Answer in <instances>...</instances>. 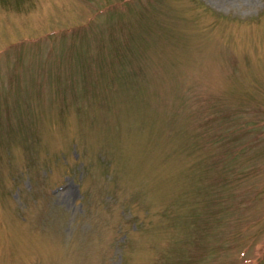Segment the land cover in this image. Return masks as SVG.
Here are the masks:
<instances>
[{"label": "rangeland", "instance_id": "374dc122", "mask_svg": "<svg viewBox=\"0 0 264 264\" xmlns=\"http://www.w3.org/2000/svg\"><path fill=\"white\" fill-rule=\"evenodd\" d=\"M0 264H264V0H0Z\"/></svg>", "mask_w": 264, "mask_h": 264}]
</instances>
